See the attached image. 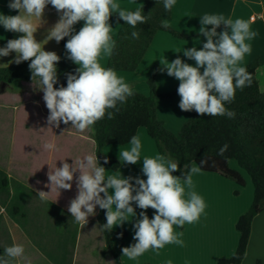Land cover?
<instances>
[{"label":"clouds","instance_id":"clouds-1","mask_svg":"<svg viewBox=\"0 0 264 264\" xmlns=\"http://www.w3.org/2000/svg\"><path fill=\"white\" fill-rule=\"evenodd\" d=\"M176 0H164L166 12L171 11ZM51 4L60 13L58 22L48 30L46 41L59 43L68 37L65 49L68 59L77 66V75H67V87L55 88L57 83L56 64L60 61L53 51H45L35 39L37 26L32 18H41L45 8ZM8 7L18 11V15L0 14V25L7 31L20 33L19 38L7 41L0 47V57L15 52L12 62L20 64L31 61L29 69L31 78L40 79L43 85V100L49 110L47 122L59 127L60 123L68 124L83 132L106 114L112 118L109 109H115L117 103H124L133 95L132 89L123 77L109 67L100 63L101 57L110 55L115 47L113 28L109 23L110 16L117 13L119 18L133 29L138 24L146 23L142 9L127 11L120 7L118 0H10ZM84 21V25L75 32L74 25ZM199 34L206 37L202 49L196 47L184 49L183 55L196 62L192 66L176 58L168 62L161 58V71L166 70L169 76L179 80V108L182 111L195 110L197 114L210 116H227L234 118L235 112L226 109L225 102H231L237 88L250 86L252 75L241 66L245 54L251 53V45L246 41L255 38L256 33L250 30V22L243 19L225 18L223 15L205 14L200 19ZM223 24L225 30L217 32ZM211 25V30L207 26ZM166 27L167 23L162 22ZM230 30V31H229ZM140 33L132 31L131 37L139 39ZM203 69V72H201ZM130 147L119 151V160L136 164L141 157V139L134 135L129 141ZM224 144L219 155L228 150ZM55 148L53 143H45V150ZM107 163V160H105ZM207 160H201L188 169L187 174L173 175L181 171L177 162L163 155L144 157L142 172L147 179L108 175L106 169L98 165L96 156L87 155L70 165L63 162L61 167L51 169L48 173L51 191H39L38 196L47 199L52 191L70 190L74 174L77 196L71 200L68 212L74 221L84 226L88 217L95 215L97 205L106 210V224L102 231H111L115 226L131 221L136 216V206L142 210L154 209L155 214L149 219L146 211L140 212V219L134 224L133 239L137 242L122 249L123 256L131 260L144 254L147 250H159L166 244L183 246V233L174 231V225L183 227L185 223L199 220L206 204L204 199L194 191L193 175L202 170ZM135 180V186L130 181ZM109 189L113 192L110 195ZM101 193L104 196H101ZM60 194V193H59ZM115 205V209H113ZM5 209L0 207V212ZM132 217L133 219H129ZM24 253L22 245H13L4 249L0 255V264H13L17 257ZM168 264H172L171 261Z\"/></svg>","mask_w":264,"mask_h":264},{"label":"crops","instance_id":"crops-1","mask_svg":"<svg viewBox=\"0 0 264 264\" xmlns=\"http://www.w3.org/2000/svg\"><path fill=\"white\" fill-rule=\"evenodd\" d=\"M9 2V0H0V14L18 15V11L11 10L8 7ZM118 3L122 9L132 11L143 7L145 0H118ZM205 14L223 15L233 21L239 18L250 22V30L255 32L256 36L252 40L246 41L251 45L252 51L245 54L241 66L246 67L256 59L260 61L256 77L260 90L264 91V0H176L172 8L171 19L167 22V25L184 35L195 37L182 40L166 31H159L137 69L130 73L117 72L118 76L123 77L124 81L130 85L132 92L149 95L150 89L147 82L153 69L157 68V93L170 94L175 92L180 82L175 77L169 76L166 70L161 71L162 66L159 60L165 57L170 63L176 58H180L183 62L196 66L194 60L183 55V50L192 47L200 50L203 44L206 43V37L199 34L200 19ZM59 16L60 13L51 4L47 5L42 20L32 18L33 23L37 26L34 36L45 51L55 52L60 56V60L71 61L67 58L68 53L65 49L68 37H66L63 45H60L54 39L46 41L48 30L58 22ZM109 23L113 28V39L115 41L120 23L113 20H109ZM83 25L84 21L77 22L74 25L75 32H78ZM207 27L211 30L212 26ZM224 30L225 26L223 24L217 28L218 33ZM8 33L9 31L0 25V47H5ZM15 56L16 53L12 52L6 57H0V61L3 62L1 66L6 67L15 64L12 62ZM109 56L102 55L100 60L102 66H107ZM201 72H203V69H201ZM40 87H43V85L41 84ZM22 91H24L23 84ZM22 91L21 93H23ZM180 99V96L176 93L169 99L157 100L158 119L164 122L171 132H178L177 135L193 111H182L179 108ZM90 127L86 129V134H80L79 138L89 147L90 155L95 156L94 131ZM136 135L140 137L142 145L140 161L136 164H128L121 159L120 169L117 172L106 171V178L108 175H117L124 178L139 177L147 179L142 172L143 158L146 156L154 157L160 153L155 141L148 135L146 129H138ZM129 147V144L124 146L108 145L103 149V153L106 157L119 159V151ZM229 165L242 175L245 186L240 187L236 182L219 174L201 171L193 175L194 191L204 199L205 210L199 220L194 223H185L183 227L174 225L175 232L183 233L181 239L184 244L183 246L166 244L162 249L155 250L153 258L155 264H168L169 261L172 264H217L219 259L230 258L234 255L240 238L236 230V224L239 218L249 210L253 202L254 186L250 176L245 174L246 171L241 169L236 161H230ZM130 182L135 186L134 179ZM108 191L110 195L113 192L112 189ZM236 191L237 195H235ZM9 204V200L5 201L0 198V207L5 209L4 212H0V255H3L6 247L22 245L24 253L21 257H17L13 264H23L27 257L34 256L46 261L48 255L54 256L56 259L55 264H60L66 251L67 231L73 232V235H71V239L73 238L71 264H74L81 236L86 226L90 224L98 235H103L97 222L98 205L95 209V215L89 216L88 222L82 226L75 222L71 213L68 212L70 203L60 198L48 196L47 199L40 201V205L35 202L25 212L19 211L15 206L9 207ZM132 206L135 212L139 211L140 208L136 206L135 202ZM113 209H115V205H113ZM20 215H22V222L18 220ZM140 218L135 216L134 220L137 221ZM121 228H125L124 223L115 226L113 230H120ZM116 243L117 239L114 240V246L118 253ZM104 247L105 241L103 245V256L105 257L107 253L104 251ZM242 264H264V211L253 220L249 245Z\"/></svg>","mask_w":264,"mask_h":264},{"label":"trees","instance_id":"trees-1","mask_svg":"<svg viewBox=\"0 0 264 264\" xmlns=\"http://www.w3.org/2000/svg\"><path fill=\"white\" fill-rule=\"evenodd\" d=\"M163 3L164 0H145V5L137 9H142V14L146 16V23L138 24L135 29L126 24L117 14L113 13L110 16L109 20L120 23V29L106 67L116 72H134L159 31H166L182 40L195 37L184 35L168 25L162 26V22L167 23L172 14V9L168 12L164 10ZM132 31L140 33L139 39L131 37ZM20 35V33L9 31L5 46L8 40L19 38ZM65 41L66 37L59 44L63 45ZM30 63L31 61H23L20 64L0 67V93H3L7 87L15 92H21L22 81L32 80ZM259 66L258 59L246 66L247 71L252 75L250 86H245L243 89L237 88L234 99L230 103L225 102L226 109L235 112L234 118L200 116L193 110L179 134H173L157 117V100L171 98L178 93V89L170 94H158L156 91L158 69L154 68L147 82L150 89L149 95L133 92L126 102H118L115 109L108 110L112 112V118L106 114L91 126L96 143L95 156L98 165L104 167L106 171L117 172L121 162L115 157H106L103 149L108 145L129 144L130 138L136 135L140 128L146 129L161 155L179 164L181 171L174 172L173 175L187 174L188 169L184 167L185 165L190 168L193 163L199 165L201 160H207V164L202 166V172L219 174L243 187L245 186L244 178L237 170L230 167L229 162L236 161L238 166L246 171L254 186L253 202L236 224V230L240 235L236 252L230 258L219 259L217 264L243 263L253 220L264 211V91L260 90L256 77ZM56 68L58 79L54 87L57 89L61 86L67 87L68 74H78V67L72 61L60 60ZM34 80L40 79L37 77ZM60 124L65 125L63 122ZM224 144L229 146L228 150L223 155H219V149ZM101 196L103 197L104 194L101 193ZM97 222L100 227L107 222L106 210L100 207ZM102 232L105 241L104 251L112 255L116 264H123L115 249L114 240L126 238L127 232L124 230Z\"/></svg>","mask_w":264,"mask_h":264},{"label":"rangeland","instance_id":"rangeland-1","mask_svg":"<svg viewBox=\"0 0 264 264\" xmlns=\"http://www.w3.org/2000/svg\"><path fill=\"white\" fill-rule=\"evenodd\" d=\"M2 63L0 61V67H4L1 66ZM22 84L23 93L15 92L9 87L0 93V198L9 200V207L15 206L19 211L25 212L35 202L40 205L42 199L38 196L39 191H51L50 186H46L50 185L48 173L51 169L61 167L63 162L74 164V161L90 155V149L79 138L80 134H86V130L80 132L72 127L71 123L59 127L48 124L47 117L50 113L43 100L44 93L40 87V80L22 81ZM172 133L177 135L178 132ZM45 143H53L55 148L45 150ZM78 176L79 171L70 182L72 183L70 190L60 189V194L52 191L49 196L70 203L78 194L76 186ZM141 211H146L149 219L154 217V209H139L135 212L136 216L140 217ZM18 220L22 222V215ZM135 222L134 219L125 221V228L120 229L127 232V237L117 239L116 243L122 263L155 264L153 249L147 250L135 260L123 256L122 249L137 242L133 239ZM67 233L66 251L60 264L72 262L73 232ZM103 245V235H98L88 224L81 236L74 264H116L110 253L103 256ZM48 256L46 261L40 257H27L23 264H55L54 256Z\"/></svg>","mask_w":264,"mask_h":264}]
</instances>
